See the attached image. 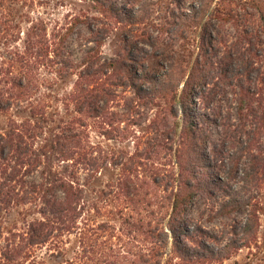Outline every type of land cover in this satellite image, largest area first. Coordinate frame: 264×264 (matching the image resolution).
<instances>
[{
	"label": "trees",
	"instance_id": "1",
	"mask_svg": "<svg viewBox=\"0 0 264 264\" xmlns=\"http://www.w3.org/2000/svg\"><path fill=\"white\" fill-rule=\"evenodd\" d=\"M87 1L95 5L102 17H110L117 25L127 24L135 27L143 21L134 10L138 0H126L123 6L115 0ZM173 1L176 9L182 11V21L174 19L171 22L174 29L172 44H192L197 51L193 64L188 63L185 68L175 59V53L168 55L170 51L165 48L168 47L166 43L152 34L146 39L143 38V41L150 45L155 53L168 60L167 76L158 75V61L150 66L146 58L137 57L136 53L142 55L143 48L139 46L141 41L130 39L128 36L125 38V51L128 55L119 62L103 63L100 54L107 24H90L89 28L93 34L90 43L95 44V47L87 52L80 64L82 69L78 74V87L69 101L79 115L108 119L111 103L115 99L119 100L122 93H133V98L126 104V111L130 114L137 111V105L150 109L157 103V99L163 98L166 105H169L167 116L171 120L168 131L164 132L169 142L167 150L171 154L176 150V160H171L168 165L175 164L178 170L166 174L155 171L148 180H142V184L137 186L136 181L140 180V177L135 169L140 163H133L134 167L129 169L134 171L138 179L130 177V172L113 177L109 185L115 182L117 193L120 191L116 204L99 206L97 203L88 202L86 195V188L93 182V175H89L85 183L81 184L77 172L71 171L68 175L54 174L44 169L41 181L24 182L31 168H35L39 163V154L35 153L33 143L28 140H34L38 128L42 127L36 124L37 116L34 115L22 117L20 121L12 120L7 132L0 131V216L24 208L22 215L25 216L26 223L24 230L15 233L9 231L22 242L14 247L12 263L20 256L28 264H165L163 261L170 252L178 260L176 264H200L224 259L231 250H240L250 242L251 235L256 230L257 213L264 214V208H259L256 195L249 196L247 200H240L228 194L231 189L228 181L236 170H240L241 158L248 154V162H243L241 169L242 182L246 185L251 183L256 189H260L261 170H258V165L254 166L253 162L260 161L264 151L263 142L256 146L257 154H251V151L255 147L254 141L258 133L260 140L264 139V111L250 108L249 114L245 113L248 108L244 102L251 93V88L245 89L244 80L257 73L263 75L264 72L261 73L262 70L256 68L252 60L248 61V57L235 59L233 54L223 53L219 45L223 41L222 35L216 30L213 22L236 21V16H241L237 8L240 12L243 11L245 16L253 17L248 21L249 27L244 29L247 40L240 41V44L247 43L250 45L249 51L256 50L260 44H264V0H194L187 9L184 8L186 0ZM241 1L246 4H240ZM249 4L252 5L253 11H257V15L248 11ZM212 6L213 16L209 19L207 14ZM254 17L259 22L256 23ZM96 20L102 23L101 17ZM85 23L84 19L77 17L61 37V43H65L77 27ZM184 33H188L187 37ZM158 55L152 56L157 58ZM236 62H241V69L236 67ZM73 65L67 64V67L72 69ZM218 75L233 79L241 89L237 94L241 97L235 112L241 122L236 125L234 132L231 128V112L223 115L220 106H217V110L212 109L213 116L200 111V101L206 109L217 103L221 93L218 92L215 82ZM103 77H106L105 80H102ZM25 83L21 80L15 86L23 88ZM21 101L19 97H15L12 102L1 100L0 112L14 107ZM44 115L40 116V120L44 119ZM111 115L118 117L119 113ZM123 116L119 115V119L114 121H121ZM248 118L253 119L249 128L242 123L247 122ZM212 120L224 128L225 137L221 142H214L209 130ZM41 122L39 121L40 124ZM136 122L139 123L140 120L133 119V123ZM203 122L207 126H204ZM72 123L74 120L70 121L63 137V140L69 141L60 151L64 163L72 162L73 169L82 161H88L87 164L98 169H105L108 165L124 168L126 160L111 162L107 158L106 163L101 159L98 162L96 159H86L84 152L76 155L78 160L75 163L73 158L76 152L71 146L75 138L71 131ZM32 124H35L33 132L29 129ZM156 131L160 133L158 127ZM104 135L110 140L112 132L105 131ZM237 136L243 137L239 150L241 154L233 151L232 144L227 147L231 140L236 142L233 140L238 138ZM177 137L180 141L178 140L179 147L176 149L174 147ZM58 140H62V136L54 134L51 149L57 146ZM157 148L155 146V149ZM150 154L152 153L148 152L146 157L150 158ZM225 166L229 167L227 178L219 175ZM71 168L70 165L68 170ZM251 171H254L255 175ZM19 183L21 188L17 186ZM144 186L150 189L148 194H145V198H151L147 202L141 199L139 189ZM221 194L227 195L229 199L220 207L217 217L230 216L245 206L252 208L250 218L232 231L236 238H232L231 242L219 249L220 237L190 221L186 212L196 197L213 199ZM2 233L4 228L1 225L0 235ZM39 249L45 251L44 257H36L35 253Z\"/></svg>",
	"mask_w": 264,
	"mask_h": 264
},
{
	"label": "rangeland",
	"instance_id": "2",
	"mask_svg": "<svg viewBox=\"0 0 264 264\" xmlns=\"http://www.w3.org/2000/svg\"><path fill=\"white\" fill-rule=\"evenodd\" d=\"M115 1L120 6L126 3V0ZM253 1L260 2L261 0ZM192 2L194 0H186L184 8L187 9ZM240 4L245 5L246 2L241 1ZM135 6V12L143 21L135 27H130L127 24L117 25L108 16L102 17L95 5L87 0H0V101L11 100L12 102L15 97H19L23 101L0 112V131L7 132L12 120L20 121L22 117L27 118L30 115L37 116L35 122L42 127V129L38 128L34 140H28L33 143L35 153L39 154V163L36 164L35 168H31L32 170L25 176L24 182L41 181V173L44 169L52 171L54 174L68 175L71 171L77 172L81 184L85 183V179L89 175H93V182L86 188L87 199L88 202H94L102 206L116 204L120 191L117 193L115 182L109 185L113 177L130 172V177H133L134 180L138 179L134 171L129 169L134 167L133 163H140L139 167L135 169L136 174H139L140 177V180L136 181L137 186L142 184V180H148L155 171L166 174L169 171L178 170L175 164L168 165L171 160H176V150L172 154L167 150L169 142L164 132L168 131L171 120L167 116L169 105H166L163 98L157 99V103L150 109L136 104L135 109L137 111L130 114L126 111V104L133 98V93L128 92L125 95L122 93L120 99L118 98L119 100L115 99L111 103L108 119L87 118L79 115L75 112L74 105L69 101L75 88L78 87V74L82 69L80 64L87 52L95 47V44L90 43L93 38L89 28L90 24L97 23L95 26L107 24L104 44L101 47L100 54L103 63L119 62L128 55L125 51V38L128 36L130 39L136 38L141 41L139 46L143 48L142 55L136 53L137 57L146 58L150 66L158 61L159 69L156 70L158 75L167 76L168 60L158 55L159 53H155L154 49L143 41V38L146 39L151 34L154 37L158 36L161 42L166 43L165 45L168 47L165 48H169L170 51L168 55L175 53V59L182 63L185 68L188 63H194L197 51L192 44L186 42L172 44L174 29L171 27V22L174 19L182 21V11L176 9L173 0H138ZM249 6L248 11L257 15V11H253L252 5L249 4ZM213 8L214 6L207 14L209 19L213 16ZM237 12L241 16H236V21L213 22L216 25V30L222 35L223 41L219 44L220 48L223 53H231L236 56L235 59L241 56H244L245 59L248 57V61L249 59L252 60L256 65L255 67L262 70L260 72L263 73L264 44H260L256 50L253 49L252 51H249V44H240V41L246 42L247 40L244 29L249 27L248 21L252 20L253 17L245 16L239 8H237ZM77 17L84 19L86 23L77 27L67 41L61 43V37L72 26ZM98 17L102 18V23L97 22L96 18ZM254 20L256 23L259 22L255 17ZM196 34L198 33L196 32ZM184 35L187 37L188 33H184ZM162 47L164 46L162 45ZM153 54H157L158 57H153ZM67 64H74V67L72 66V69H69ZM236 64V67L241 69V62H236ZM105 78L103 77L102 80H105ZM21 80L26 82V86L23 88L15 86ZM215 82H217L218 92H221L218 95L217 103L215 102L212 108L206 109L200 101V111L210 113L213 116L212 109L217 110V106H220L223 115L231 112V128L234 132L236 125L241 122L235 116L241 97L237 94L241 92V89L236 86V81L225 78L224 75H218ZM182 87L183 83L180 85V90ZM244 87L245 89L251 88V93L247 95L244 102V105L248 108L245 113L250 108L263 112L264 74L257 73L249 79H245ZM115 112L124 115L121 121H114V119H119V115L118 117L111 115ZM42 114H45L44 119L40 120ZM133 119L140 120V122L133 123ZM45 120L47 121L45 122ZM73 120L71 131L75 134V138L72 140L71 146L76 152L73 158L75 163L78 160L76 155L84 152V155L87 156L86 159H96L98 162L99 159L105 160V163L107 160L111 162L126 160L124 168L123 166L108 165L105 169H98L87 164L88 161H82L73 169L74 164L72 162L64 163L60 151L64 149V145L69 141L63 140V137L66 129L70 126V121ZM246 120L247 122L243 121L242 123H245L249 128L251 123L253 124V119L248 118ZM39 121H42L41 124ZM111 121L113 122L111 123ZM33 125L35 124H32L29 128L32 132L35 129ZM203 125L207 126L206 123ZM157 127L160 133H157ZM209 130L212 132L214 142H221L225 137L223 126L218 125L213 120L209 124ZM105 131L112 132L110 140L104 135ZM54 134H57L58 137L62 136V140H58L57 146L51 149ZM238 136L241 135L238 134ZM239 137L233 140L236 142L231 140L232 143L227 144V147L232 144L233 151L237 154H239L243 143L241 142L243 137ZM255 138V147L251 154H257L258 149H256V146L260 142H263L264 146V139L260 140L259 133ZM176 139L177 144L174 148L177 149L180 138L177 137ZM155 146L158 148L155 149ZM148 152L152 153L150 158L146 157ZM246 157L241 158L240 170L238 172L236 170L233 177L228 181V185L231 187L228 194L240 200H247L249 196L256 195L259 208H264V151L260 161L253 162L254 166L257 164L258 170H261L259 173L261 179L259 180L260 189H256L251 183L246 185L242 182L241 176H243V173L241 169L243 168V162H248ZM83 162L87 163L84 164ZM70 165L72 168L68 170ZM228 170L229 167H223V171L219 175L227 178ZM132 173H134V176H132ZM251 173L255 175L254 171H251ZM17 186L21 188L22 185L19 183ZM139 189L141 199L145 202L151 200L150 196L145 198V194L150 191L149 187L144 186L139 187ZM101 192H104V194L102 195ZM228 199L227 195L222 194L213 199L198 196L186 212V217L190 221L220 237L219 249L231 242L232 238H236L232 231L244 224L251 215L252 206H245L230 216L217 217L220 207ZM24 210V208H21L10 213H3L0 216V226L2 225L4 228V233L0 235V264H28L20 256L17 257L14 263L11 259L14 247L17 244H22L20 238L14 237L12 233L26 228L25 216L22 215ZM256 223V230L251 235L250 242L244 245L242 249L231 250L224 256V259L220 258L205 263L201 262L200 264H264V214H261V212L257 213ZM9 231H12V233H9ZM35 254L37 258L44 257L45 251L39 249ZM173 258L174 255L169 252L163 262L165 264H176L178 260Z\"/></svg>",
	"mask_w": 264,
	"mask_h": 264
}]
</instances>
